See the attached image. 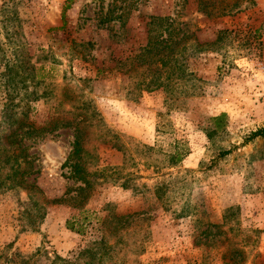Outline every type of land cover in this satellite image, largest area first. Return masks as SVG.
Wrapping results in <instances>:
<instances>
[{"label": "rangeland", "instance_id": "rangeland-1", "mask_svg": "<svg viewBox=\"0 0 264 264\" xmlns=\"http://www.w3.org/2000/svg\"><path fill=\"white\" fill-rule=\"evenodd\" d=\"M152 17L184 24L193 86L144 91ZM21 123L0 179L30 175L0 190V264H264V138L245 144L264 129V0H0V144Z\"/></svg>", "mask_w": 264, "mask_h": 264}, {"label": "trees", "instance_id": "trees-1", "mask_svg": "<svg viewBox=\"0 0 264 264\" xmlns=\"http://www.w3.org/2000/svg\"><path fill=\"white\" fill-rule=\"evenodd\" d=\"M68 9L69 8H66L65 11ZM220 15H227V8H224L221 11ZM183 25H184L183 23L178 22L177 20L173 18L152 17L151 22L149 23V26L151 27L158 26V28L161 31L158 30V32L160 33L156 36V38L150 37L149 44L147 45L146 48L143 49L144 52H146L147 54L148 53L150 54V57L148 58V56L143 53L141 56L136 58L138 59L137 60L138 66H136V69L138 67H145V66H148L150 68L156 64L153 67L155 73L149 82H147V78L146 76H144V79L142 81V84L144 83V87H145L144 91L152 90L151 87H157V88L162 87L165 83V80H167L168 82H172V84H175L180 79L184 78L192 86H193V82L198 81L197 76L189 69L188 63H186L183 60L185 63L183 66H181V60L176 55V48L184 44L185 39H188V40L191 39L190 37H188V35L185 32V26L182 29L180 28V26H183ZM173 27H174L173 31L170 32V29ZM184 33H185L186 38L183 37ZM189 45L187 46L188 47L187 49H189V47H191L192 49L194 48L195 52L198 51L201 47H203V45L200 44L197 40H194V43L191 44L190 46ZM190 58L191 57H189L188 60ZM19 63H20L19 61H16L12 65H10V62L6 63L5 71L2 74L4 79L7 77L6 81H4V86H5L4 92L6 91L7 98L9 99L11 97V92L14 90L13 85L17 83L15 80V77L13 76L12 78L11 74L15 69L20 68L21 66L24 65V64H19ZM170 66H171V69H170V72L168 73V77L164 78L163 71L166 67H170ZM115 69H117V67L111 70L113 71ZM151 70L152 68H150L148 72H150ZM105 73H106V70L101 69L99 71V76H102ZM193 95L194 94H191V96ZM12 104L13 103H11V105ZM5 106L6 108H8L9 103L7 102ZM224 119H225V115H221L217 118L212 119V122L215 123L216 125L215 128L217 130H220L223 127H225V124H223ZM22 126H23V123H21V125L15 130H11V133H8L7 135L3 137L4 142L0 144V154H4L8 158V160H15L18 157L23 156V153H25V149H23V140L29 134H31L32 131L31 130L24 131L22 133H19L18 135V132L22 128ZM76 131L77 133H76V136H75L76 139L74 142V152H73L71 159L80 158L82 151H83L82 149V139L83 138L81 135L82 130L77 128ZM259 138H264V129H259L253 132L249 137L246 138L245 144L251 143ZM16 151H19L20 153H16ZM233 151L234 149L224 151L220 154V157L225 158L228 155H230ZM182 159H183V156L179 154L178 152H176L172 156L170 162L173 166H175V165L180 164ZM7 167H8V164L6 166H0V173L6 174L5 169ZM10 170L12 171V175H8V176H11V177L17 176L21 181V182H18L17 185L23 186L24 178L28 174L30 175V172L26 170H21V165H17V164H13ZM2 174L1 176H3ZM72 177L74 180H77L78 182H83L87 186H91L92 184V182H90V178H92L93 175L88 174L86 170L82 168V166L79 163L75 164L72 167ZM14 186H15V183H11V185L9 186L8 182H5L4 178L0 179V190L7 189V188L14 189L15 187H18V186H15V187ZM123 218L124 217L120 219L122 220ZM72 224H73L72 222H69L70 229H74V226ZM218 229H219V232L217 233L221 234L220 228H217V230ZM209 231H210V227H208V229L204 231V234H207Z\"/></svg>", "mask_w": 264, "mask_h": 264}, {"label": "crops", "instance_id": "crops-1", "mask_svg": "<svg viewBox=\"0 0 264 264\" xmlns=\"http://www.w3.org/2000/svg\"><path fill=\"white\" fill-rule=\"evenodd\" d=\"M263 246H264V244H263Z\"/></svg>", "mask_w": 264, "mask_h": 264}]
</instances>
